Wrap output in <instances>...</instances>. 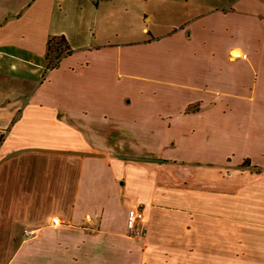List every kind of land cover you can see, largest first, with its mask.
Listing matches in <instances>:
<instances>
[{
    "label": "crops",
    "instance_id": "crops-1",
    "mask_svg": "<svg viewBox=\"0 0 264 264\" xmlns=\"http://www.w3.org/2000/svg\"><path fill=\"white\" fill-rule=\"evenodd\" d=\"M0 264H264V0H0Z\"/></svg>",
    "mask_w": 264,
    "mask_h": 264
},
{
    "label": "built area",
    "instance_id": "built-area-1",
    "mask_svg": "<svg viewBox=\"0 0 264 264\" xmlns=\"http://www.w3.org/2000/svg\"><path fill=\"white\" fill-rule=\"evenodd\" d=\"M245 58V55L241 56ZM51 224L53 226H58L60 221L58 218L53 217L51 219ZM127 232L130 236H141L142 235V208L141 205H136L135 207L128 210L126 218ZM23 235L26 238H33L37 235V230H24Z\"/></svg>",
    "mask_w": 264,
    "mask_h": 264
},
{
    "label": "trees",
    "instance_id": "trees-1",
    "mask_svg": "<svg viewBox=\"0 0 264 264\" xmlns=\"http://www.w3.org/2000/svg\"><path fill=\"white\" fill-rule=\"evenodd\" d=\"M69 53L70 50L64 37H50L46 47V67L54 68ZM243 166H246L245 163Z\"/></svg>",
    "mask_w": 264,
    "mask_h": 264
}]
</instances>
